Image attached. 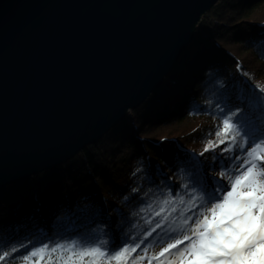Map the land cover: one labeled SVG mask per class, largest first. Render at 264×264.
Wrapping results in <instances>:
<instances>
[{
	"label": "trees",
	"instance_id": "1",
	"mask_svg": "<svg viewBox=\"0 0 264 264\" xmlns=\"http://www.w3.org/2000/svg\"><path fill=\"white\" fill-rule=\"evenodd\" d=\"M261 90L264 0H219L143 105L64 164L0 190V253L9 256L3 264H24L43 243L83 238L129 247L142 240L145 247L156 236L147 230L163 223L165 213L156 212L173 206L165 201L191 215L189 205L203 195L194 186L198 172L209 184L228 182L224 174L243 153L239 138L216 133L245 112L241 98Z\"/></svg>",
	"mask_w": 264,
	"mask_h": 264
},
{
	"label": "water",
	"instance_id": "2",
	"mask_svg": "<svg viewBox=\"0 0 264 264\" xmlns=\"http://www.w3.org/2000/svg\"><path fill=\"white\" fill-rule=\"evenodd\" d=\"M219 0H0V190L98 143Z\"/></svg>",
	"mask_w": 264,
	"mask_h": 264
},
{
	"label": "snow or ice",
	"instance_id": "3",
	"mask_svg": "<svg viewBox=\"0 0 264 264\" xmlns=\"http://www.w3.org/2000/svg\"><path fill=\"white\" fill-rule=\"evenodd\" d=\"M240 102L246 105L245 112L234 123L225 119L216 135L231 133L234 142L239 138L236 148L243 158H233L234 167L224 174L227 183L213 178L209 184L197 173L194 186L203 195L192 200L191 215L175 207V201H165L173 206L156 212L157 216L165 213L163 223L158 220L147 230L148 236H156L143 248L142 240L133 241L132 247L127 241L109 245L98 238L51 247L43 243L23 257L24 264H143L145 260L148 264H264V90ZM212 147L209 143L205 150ZM173 213L177 214L174 219ZM155 248L160 249L158 253ZM0 257V264L9 261L7 253Z\"/></svg>",
	"mask_w": 264,
	"mask_h": 264
},
{
	"label": "rangeland",
	"instance_id": "4",
	"mask_svg": "<svg viewBox=\"0 0 264 264\" xmlns=\"http://www.w3.org/2000/svg\"><path fill=\"white\" fill-rule=\"evenodd\" d=\"M159 250H160L159 248H155L154 251H155L156 253H158ZM152 254H153V252L150 251V252H149V255H152ZM143 264H148L147 260H145V261L143 262ZM153 264H155V262H153Z\"/></svg>",
	"mask_w": 264,
	"mask_h": 264
}]
</instances>
